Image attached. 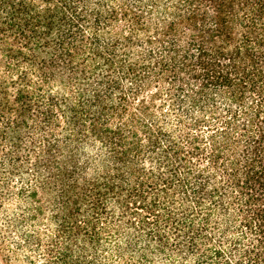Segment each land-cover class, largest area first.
<instances>
[{
  "label": "trees",
  "instance_id": "obj_1",
  "mask_svg": "<svg viewBox=\"0 0 264 264\" xmlns=\"http://www.w3.org/2000/svg\"><path fill=\"white\" fill-rule=\"evenodd\" d=\"M0 264H264V0H0Z\"/></svg>",
  "mask_w": 264,
  "mask_h": 264
}]
</instances>
